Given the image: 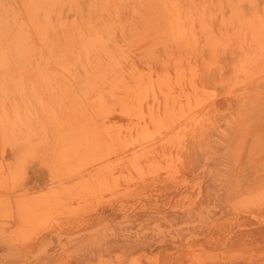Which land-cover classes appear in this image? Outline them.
I'll use <instances>...</instances> for the list:
<instances>
[{"label": "rangeland", "instance_id": "obj_1", "mask_svg": "<svg viewBox=\"0 0 264 264\" xmlns=\"http://www.w3.org/2000/svg\"><path fill=\"white\" fill-rule=\"evenodd\" d=\"M0 264H264V0H0Z\"/></svg>", "mask_w": 264, "mask_h": 264}]
</instances>
